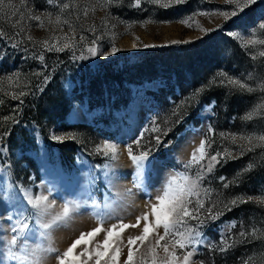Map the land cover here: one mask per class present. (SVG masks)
Instances as JSON below:
<instances>
[{"label": "rangeland", "instance_id": "374dc122", "mask_svg": "<svg viewBox=\"0 0 264 264\" xmlns=\"http://www.w3.org/2000/svg\"><path fill=\"white\" fill-rule=\"evenodd\" d=\"M13 2L18 4L19 0H13ZM30 3L39 10L56 11V9L50 8L46 0H30ZM130 5L131 0H122L119 6L111 7L110 12L114 17L125 21H143L151 17L154 20H170L173 23H147L144 27L136 24L129 33L124 34L125 25L118 23L116 19H110V24L117 25L115 32L121 34L116 40V46L122 50L106 59L96 57L74 62L70 59L71 53L68 51L44 53V64L47 65L46 73H51V79L44 86L43 92L35 89L37 78L32 73L41 71L42 65L40 61L31 58V52L25 53L9 48L8 54L0 59V76L21 72L30 78L34 93L23 97L22 105L18 100L5 96V103L0 106V117L10 116L13 109H17L19 121L15 124L9 121L3 128H0V131H4L8 127L11 128L10 134L6 137L7 153H0V165L7 163L11 168L10 175L0 172V177H4L3 186L13 183L30 188L33 193L41 191L47 193L48 189H53L52 197L56 199V207L53 209L55 213L60 211V204L64 200H72L83 195L90 173L91 177L95 178L91 191L97 201L103 205L107 195L116 202L114 207L109 210L112 218L108 220L106 227L117 222L119 218H123L125 223H135L136 217L146 210L145 205L149 194L154 200L162 190L165 181L175 172L183 170V164L187 162L194 148L199 145L209 125L216 130L213 151L218 148L222 150V146L234 149L237 147L222 140L219 136L221 132H264V117L252 120L242 119L245 113L264 97V91L257 89L254 92L241 90L229 92L227 88L218 87L226 100L217 104L212 99L209 104L203 105L197 115L198 124L186 127L183 132L177 135L175 141L167 143L168 147L163 145L164 157L160 158L158 150H155L153 156L150 157L151 163L146 164L144 170L143 188H132L134 167L128 158L125 145L132 143L139 136L143 125L155 111L157 104L153 95L159 90L161 83L157 80L159 78L151 82L143 81L141 84L124 82L121 91L122 99L126 103L124 104L119 101L118 92L114 93V89L117 91L116 81L109 82L94 73H89L88 68L112 61L123 54L131 56L140 52L172 46L177 49L179 46H188L193 42H199L200 49L196 50L192 60L194 65H198L201 58L211 59V63L207 64L208 79H211L219 71L227 72L229 75L241 79H244L248 72H253L255 78L248 83L255 87L260 79H264V57L253 61L250 55L255 50L252 48L246 50L241 47V44L227 33L241 32L246 35L250 28L256 27L261 20H264V0H256L255 4L228 21L215 16L211 18V22L205 16L196 17L199 24L205 29H216L207 35L175 21L198 9H231L232 5L226 4L225 0H186L185 3L167 9L149 3H143L141 8ZM104 15V12L98 10L95 13V22L99 24ZM217 25H222V27L217 28ZM54 34L60 33H53L51 26L48 31L39 29L36 22H32L30 35L34 39L43 40ZM133 36L139 38L136 49L132 48ZM260 38H264V35H261ZM172 40H190L192 42L171 44ZM3 43L0 41V46ZM143 44H167L168 46L143 48ZM104 47L107 50L106 40ZM258 47L264 48V46ZM129 59L128 64L134 61L141 63L143 56L130 57ZM153 63L159 67V61L154 60ZM79 68L85 69L83 72H79ZM155 75L160 77L161 74L156 72ZM90 81L97 84L99 92L89 89ZM200 86L201 83H198L194 89ZM108 94L109 98H107ZM48 98L58 99L60 107L53 109ZM213 101L215 104L209 109L208 106ZM39 105H42L43 109L52 116L34 120L27 115L28 111L37 109ZM54 111L63 112L62 117H53ZM53 131L57 134H76V139H65L62 143L54 142L50 139ZM147 139L150 137L146 136ZM104 140L117 142L120 145V159L115 163L114 168L109 170V177L105 176V170L102 167L106 163L105 159L102 156L89 154L95 145ZM153 141L151 142L153 143ZM241 143L243 142L237 141V145ZM249 162L255 163L256 167L244 174L238 186L233 185L225 189L218 177L224 176L231 180ZM108 179H111V186L108 184ZM209 181L211 187L223 193L224 199L241 193L251 196L260 195L264 192V148L258 147L255 151L229 160L222 166L217 165L215 172L209 175L205 183L207 184ZM127 188H132V196L119 200L116 193L123 192ZM91 211V208L82 207L79 212L73 215L67 226H61L52 231V247L57 249L58 253L65 251L81 232H88L97 226L96 221L89 214ZM2 213L3 209L0 208V214ZM233 220L237 221L236 228L232 230L233 233L240 231L241 220H243L246 229L251 226L264 229V204L255 201L241 204L221 216L219 220L206 221V226L201 231L207 241L218 242L225 224L231 223ZM191 223L194 224L195 221ZM0 224L6 226L8 221L0 220ZM142 224L143 222L141 227ZM160 231L162 232V229ZM139 234L140 228H129L122 233L123 243L119 254V264H123V261L127 259L128 237ZM102 236L103 233L96 239H102ZM249 239L251 240V237ZM150 240L154 243L153 237H150ZM37 243L47 246L48 241H37ZM148 243L147 240L143 244L136 241L131 245L134 259L146 253ZM204 249L208 250L205 255L206 264H242V259L253 252L264 253V238L252 240L251 243L237 244L226 253L209 251L207 246H202L194 260L200 262L198 257ZM79 250L78 248L76 251ZM58 253L46 255L42 264H57ZM160 254L163 255L162 251Z\"/></svg>", "mask_w": 264, "mask_h": 264}, {"label": "snow or ice", "instance_id": "6c2138e0", "mask_svg": "<svg viewBox=\"0 0 264 264\" xmlns=\"http://www.w3.org/2000/svg\"><path fill=\"white\" fill-rule=\"evenodd\" d=\"M46 2L56 11L36 9L34 5H31L30 0H19L18 4L13 0H0V41L4 42L0 46V59L8 54L9 48L25 53L31 52V58L40 61L42 65L41 71L32 73L37 78L35 89L40 92L44 91V86L51 79V73H46L44 53L68 51L71 53L70 59L74 62L96 57L106 59L122 50L116 46V40L121 34L115 32L117 25L110 24V19H116L118 23L125 25L124 34L129 33L136 24L144 27L147 23H173L170 20L158 21L151 17L143 21H125L114 17L110 8L119 6L122 0H83V2L81 0H46ZM185 2L186 0H131L130 6L141 8L143 3H149L167 9ZM225 3L231 4V9H198L175 22L207 35L216 29H205L196 17L205 16L209 22L214 16L228 21L255 4L256 0H225ZM98 10L105 13L99 24L95 22V13ZM33 21L39 29L48 31L51 26L53 33L60 34L36 40L30 35ZM220 27L222 25H217V28ZM227 34L236 39L246 50L249 48L255 50L250 55L253 61L264 57V48L258 47L264 46V38H260L264 35V20H261L256 27L250 28L246 35L241 32ZM105 40L108 45L107 50L104 47ZM191 42L190 40H172L170 43ZM138 44L139 38L133 36L132 48L136 49ZM158 46L168 45H142L143 48ZM254 78L253 72H248L245 78L241 79L219 71L206 84L196 88L174 106L171 116L178 119L173 121L166 117L163 121L165 126H162L158 118L154 117L132 143L125 145L128 158L134 167L132 188H143L142 177L146 164L151 163L150 157L171 131V127L166 126L183 122L182 110L190 107L193 102H198L201 94L213 86L227 88L229 92L233 90L254 92L257 89L264 91V79H260L255 87L248 83ZM29 94L34 93L28 76L21 72L0 76V106L5 103V96L18 100L22 105L23 97ZM214 104L215 101L208 108L211 109ZM17 116L18 110L13 109L10 116L0 117V128L9 121L12 124L18 123ZM258 117H264V97L246 112L242 119L252 120ZM10 132V127L0 131V153H7L6 137ZM146 136L150 139L146 140ZM215 136L216 130L209 125L199 145L194 148L187 162L183 164V170L175 172L165 181L162 190L154 200L149 194L145 205L146 210L137 216L135 223L132 224L125 223L123 218H119L117 222L105 226L112 218L109 210L116 202L107 195L103 205L97 201L91 191L95 178L91 177L90 173L83 195L72 200H64L60 204V211L55 213L53 209L56 207V199L52 197L53 189H48L47 193L43 191L33 193L30 188L13 183L3 186L4 177H0V208L3 209L0 220L8 221L6 226L0 224V264H42L46 255L58 253V250L52 247V231L58 227L67 226L73 215L82 207L92 209L89 214L96 221L97 226L88 232H81L65 251L58 253L57 264H119V254L123 243L121 236L129 228H140V234L128 237L127 259L123 261V264H203L202 261L194 260L202 246H207L209 251L226 253L237 244L251 243L252 240L264 238V229L256 226L246 229L243 220L240 221L238 233L232 231L236 228L237 221L226 223L218 242L207 241L201 231L206 226V221L219 220L221 216L241 204L252 201L264 204V192L258 196L241 193L224 199L223 193L211 187L210 181L205 183L209 175L215 172L217 165L222 166L229 160L255 151L258 147L264 148V132H221L219 136L222 140L237 147L234 149L222 146V150L218 148L213 151ZM50 139L62 143L65 139H76V134H57L53 131ZM152 140L155 141V146L152 145ZM237 141L243 143L237 145ZM164 146L168 147L167 144ZM89 154L102 156L105 159L106 163L102 167L105 170V176L109 177V170L113 169L120 159V145L117 142L104 140L95 145ZM254 167L256 164L249 162L231 180L224 176L218 179L225 189L233 185L238 186L244 174L253 170ZM0 172L10 175L11 168L4 163L0 165ZM108 184L111 186V179H108ZM132 188L116 193L119 200L131 197ZM14 189L16 191H13ZM214 196L215 199H213ZM193 221H195L194 224L191 223ZM101 233H103L102 239L97 240ZM150 237L154 238V243ZM44 240L48 241L47 246L37 243ZM146 240L149 241L146 253L134 259L131 245L136 241L143 244ZM78 248L80 250L76 251ZM161 251L163 255L160 254ZM242 264H264V253L253 252L242 259Z\"/></svg>", "mask_w": 264, "mask_h": 264}, {"label": "trees", "instance_id": "16d2710c", "mask_svg": "<svg viewBox=\"0 0 264 264\" xmlns=\"http://www.w3.org/2000/svg\"><path fill=\"white\" fill-rule=\"evenodd\" d=\"M198 43L199 42H193L188 46H179L177 49L172 46L170 48L140 52L131 56L123 54L112 61L100 63L94 68L89 67L88 72L94 73L109 82L116 81L117 91L114 89V93L118 92L120 95L118 97L119 101L124 102V104L126 103L123 101L121 95L124 82L129 84H141L143 81L151 82L159 78L157 80L160 81L161 86L153 95L157 104L156 109L151 117L145 122L142 130L144 127L149 125V122L154 117L158 118V122L162 126H165L163 125V121L166 117L171 118L173 121L178 119V117L171 116L174 106L179 104L184 97L193 92L195 90L194 87L197 86L198 83L203 85L210 80L208 79L209 74L207 72V64L211 63V59L201 58V62L198 65L193 64L194 62L192 60V56L196 50L200 49ZM142 56L143 59L141 63L134 61L133 63L128 64L130 57L136 58ZM154 60L159 61V67H156L153 63ZM85 68H79V72H83ZM156 72L161 74L160 77L155 75ZM80 77L82 78V76ZM89 84V89L91 91H100H98V87L95 82L90 81ZM107 98H109V94ZM212 99H214L217 104L226 100L223 97V93L218 90V87L213 86L201 94L198 98V102H193L190 107L182 110V114L184 115L183 122L166 126L171 127V131L163 138V143L158 148L160 158L165 156L163 145L169 143V141H175L177 135L183 132L186 127L197 125V115L199 111L203 105L209 104ZM48 101L53 109L60 107L58 99L48 98ZM61 114L63 115V112L54 111L53 117L60 118L62 117ZM27 115L34 120H41L44 116H52V114H49L43 109L42 105H39L37 109L28 111ZM152 144L155 146L154 141ZM207 253L208 250L204 249L198 257L203 264H206L205 255Z\"/></svg>", "mask_w": 264, "mask_h": 264}, {"label": "bare ground", "instance_id": "6f19581e", "mask_svg": "<svg viewBox=\"0 0 264 264\" xmlns=\"http://www.w3.org/2000/svg\"><path fill=\"white\" fill-rule=\"evenodd\" d=\"M136 201V200H135Z\"/></svg>", "mask_w": 264, "mask_h": 264}]
</instances>
